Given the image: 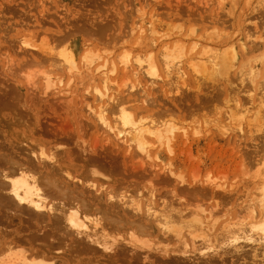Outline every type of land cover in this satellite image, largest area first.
Wrapping results in <instances>:
<instances>
[{"label":"rangeland","instance_id":"obj_1","mask_svg":"<svg viewBox=\"0 0 264 264\" xmlns=\"http://www.w3.org/2000/svg\"><path fill=\"white\" fill-rule=\"evenodd\" d=\"M66 53L75 72L62 63ZM164 54L180 56L179 73L168 76ZM202 57L215 58L199 72ZM106 78L111 128L122 130L123 108L135 122L144 116L171 129L149 138L148 157L100 124L96 88ZM0 144L2 164L36 163L33 153L43 151L62 174L140 205L135 224L95 230L111 253L81 254L76 235L81 255L74 244L71 253L56 245L72 258L264 264V0H0ZM7 193L0 190V261L10 244L47 250L55 242L43 238L47 229L28 210L8 209ZM62 255L50 260L67 264Z\"/></svg>","mask_w":264,"mask_h":264},{"label":"bare ground","instance_id":"obj_2","mask_svg":"<svg viewBox=\"0 0 264 264\" xmlns=\"http://www.w3.org/2000/svg\"><path fill=\"white\" fill-rule=\"evenodd\" d=\"M170 54L172 55V53ZM171 55L170 56L165 55L166 58L169 60H166V58L164 57L165 58L164 60H166L164 61V65L166 67L165 71H167L166 73L168 74V76H170L172 73L174 74L175 72L179 73L180 71V69L178 71L177 70L175 71L176 66H177V63L175 61L177 60L179 61L180 56L179 57L176 56L178 58L177 60L175 59V57L172 58L174 60H170L171 59L170 57H172ZM62 57H63L62 63L64 64V66H67L68 70L70 69L75 72L78 69L74 59L69 55V53L62 55ZM213 58L211 57V59H207L206 61L204 60L203 57L199 58L197 61L196 70H199V72H202L201 70L206 71L208 68V66L206 65V62L212 63ZM223 59H224L223 60L224 64L222 63V65L228 68L227 67L229 65L227 63L229 62L228 59L227 61L225 60V57H223ZM125 60H124V64L126 66L129 63H128V60H126V62ZM198 62H200V64ZM147 66H148L147 67L148 74L152 77H155V75L158 72L157 65L153 61V62L148 63ZM223 66L221 67L224 68V71L227 70ZM129 67L128 68L125 67V68L129 69ZM139 69H142V70L144 69L141 64H138L137 68L132 69L133 70L132 72L134 73V75H136V73L138 74ZM116 71L117 69L116 67H114L110 71V74ZM104 75H102L103 78H104ZM116 76L117 74H115V78ZM47 79L50 80V81L49 80L47 81L48 82L47 88H45L48 90V88L52 84H51V79L50 78H47ZM112 82L110 83L112 84ZM114 82H116V79H114ZM111 86H115V83L112 84ZM99 88H96L97 100L100 102V106L98 109L99 122L101 125L109 128V131L113 132L116 135V137L119 139V141L121 140L128 144L132 142L133 144L136 145L138 150H140L142 153L145 154V156L147 155L146 157H148L150 153V150H148L147 148L149 138L155 137V139L160 140V139H163L168 133L172 132L169 127H166L165 125H159L157 123L155 124L154 121H149L144 116L140 117L135 122L133 121L131 116L128 114V112L123 110V108L121 109V111L120 109L118 111L119 112L118 117L120 119V125L122 127V130L115 131L113 128L110 127V125L105 120V113H106L105 109L106 108L104 107L105 105L104 103H107L108 100L110 101L111 99V96H109V93H111L109 89L111 88L109 87V79L106 78L103 81L102 89H99ZM133 88L134 86L132 87V89ZM63 93H64L63 90L58 91V94L60 95ZM40 154L41 155L38 157L36 156V154L33 153L34 158L37 160L36 163H33V161L31 162V160L30 161L28 160V162H31V163L21 164L17 161H14L13 157H10V158L4 157L5 159L2 158L3 164L0 163V165L3 166L4 162H5V165L3 166L4 169H1V172H0V177L1 179H3L2 182L0 183V188H1L0 190L1 191L4 190L9 193L8 196L6 195L8 206L10 207L8 209H11L12 207H14L13 209L17 213L23 212V211H25L26 213V211L28 210L30 212V216L31 215L34 216L36 222H39L38 224L42 225L43 227H45V229H47V231L43 234V238L45 240L53 239V241L55 242H52V244L48 243V245H46L47 250L44 249V246L42 245L43 243L39 245L37 244L39 247L42 246L43 249L41 248L36 249L37 245L32 244L33 241L31 240L29 241L26 240V242L30 246L32 244V245H36V247L31 246L28 250L24 248H20L17 244H10L9 247L7 248V252L5 253L6 256H4L6 258L4 260L2 259L3 261H0L1 264H56V262L53 261V258L52 260H50L51 254H53L54 257H55V254L56 255L63 254L62 256L64 257L66 255L65 258L68 261L67 264H70L72 260L74 262L72 261L71 264H100L98 260L100 256L96 258L94 257L95 261L92 257L86 258V259L84 258L75 259L74 258L75 256L73 254L74 251H72V254H73L72 256H74L72 258L69 252L66 253L63 250L62 252L61 250H58L57 248L59 247L63 249L60 246L62 244V246L65 245L63 246L65 247V250L70 249L69 245L74 244L71 237L72 235L73 236L76 235L75 238L77 239L75 240V243L77 245L79 243L81 244L82 250L79 251L81 252V254H84V252L82 253V251L84 250H86V252L89 250L90 253L96 254V252L97 251L99 252L100 249L102 250V252L105 251L107 253H111L113 252V249H112V246H109L110 243L105 241L102 244L101 240L104 241V239H100L101 237L97 236L96 231H98V228H101V230L106 232L105 227L108 226L112 230L114 231L117 230L118 232L120 231V229L122 230L123 228H125V226L136 223V221H132V220L141 219L142 216H140L139 213H141L143 210L141 209L139 204H137L136 202H133V200L135 199L132 200L131 204L133 205L132 207H130L131 205L123 200L125 199L124 196H122L120 199L119 197L113 195L112 192L110 193L107 191L105 193L104 189H101L102 187L100 188V187H97L95 184L91 185V183L89 184L87 182H83L82 180L77 179V177L72 176V174H70L69 172L62 174L63 172L60 169V160L56 159L55 155L53 154L46 155L44 154L43 151ZM11 155H12V152H11ZM3 167H0V168H3ZM59 173H61L62 175H60ZM220 187H223V186H220ZM1 193H4V192H1ZM152 199H153V196H152ZM118 205H120V207ZM129 209L130 211H133L134 213L133 216H131V214L129 213ZM151 210L152 208L147 209V213L150 214ZM156 211L154 210L153 213L150 214L151 217L154 214H158L156 213ZM29 212H27V214H29ZM20 214H24V213H20ZM18 216L21 217V215H18ZM25 218L27 219V217ZM32 219L33 217L31 218V220ZM91 223H93L94 225L91 226ZM31 226H34V225L31 224ZM69 230H71L73 234ZM136 231H139V229ZM139 232L145 233L146 231H139ZM79 236H83L84 238L79 237ZM69 238H70V241H69L70 243L66 241ZM109 239L112 240L113 243L117 241L116 239H115L116 240L115 242H114V239H111V238ZM59 243L61 244L59 245ZM104 243H108L109 245L104 244ZM56 245H58V247ZM75 247L76 245L74 246V248ZM76 248L77 250L75 251L78 252L79 248L78 247ZM55 249H57L58 252L54 251ZM79 252L77 256L81 255L79 254ZM70 253H71V249H70ZM48 257L49 259L47 260ZM64 257L57 256L56 258L57 259L61 258L62 260H64ZM110 258L112 257L110 256Z\"/></svg>","mask_w":264,"mask_h":264}]
</instances>
